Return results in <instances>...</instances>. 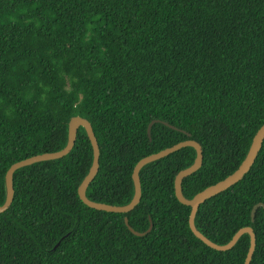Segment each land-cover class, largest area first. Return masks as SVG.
I'll return each instance as SVG.
<instances>
[{
    "label": "trees",
    "instance_id": "obj_1",
    "mask_svg": "<svg viewBox=\"0 0 264 264\" xmlns=\"http://www.w3.org/2000/svg\"><path fill=\"white\" fill-rule=\"evenodd\" d=\"M75 117L90 123L99 148L90 201L127 205L138 161L185 140L203 155L182 180L185 198L225 179L264 124V0H0V206L7 170L62 150ZM194 160L185 147L144 166L130 212L95 210L77 193L92 162L79 128L66 156L13 174L0 264H244L247 234L221 252L190 230L174 180ZM257 203L264 140L243 178L199 206L195 227L219 246L250 227V264H264ZM125 217L137 232L152 228L135 236Z\"/></svg>",
    "mask_w": 264,
    "mask_h": 264
},
{
    "label": "water",
    "instance_id": "obj_2",
    "mask_svg": "<svg viewBox=\"0 0 264 264\" xmlns=\"http://www.w3.org/2000/svg\"><path fill=\"white\" fill-rule=\"evenodd\" d=\"M158 122L160 121L154 120L149 123L148 128H147L148 135L150 134L151 126L154 123H158ZM164 124L168 125L166 123ZM79 128L84 129L86 136L92 147L91 166L88 170V173L86 174V176L80 183L78 190H77L78 197L82 201L83 204H85L89 208L99 210V211H104V212L122 213V214L130 212L139 203L140 197H141V186H140V180H139L140 170L144 166L152 162H155L157 160H160L162 158H165L166 156L182 148L190 147L194 149L195 151V160L191 166L178 172L174 180V190H175L176 199L181 204L190 207V214H189L188 222H189V227H190L191 232L195 235V237L201 240L205 245H207L208 247L216 251H221V252H225V251L232 249L237 243V241L239 240V238L242 235L247 234L250 238V243H249V249H248L244 264H250L252 255L255 250V245H256L255 234L250 227H246V228L239 230L236 234H234L232 239L227 244L223 246H219V245L212 243L210 240H208L205 236H203L200 232L197 231L195 224H194V219L198 211V208L202 203H204L207 199L213 196H216L217 194L235 185L250 170L251 166L253 165L256 159L258 152L261 149L262 142L264 140V124L260 127L258 132L253 137L250 147L248 149V152L245 158L243 159V161L241 162V164L239 165V167L231 175L217 182L216 184L205 188L203 191L196 194L192 199H187L184 197L182 193L181 184L184 178L190 176L191 174L196 172L201 167L203 155H202L201 147L197 142L192 141V140H185L167 149L161 150L158 153L144 157L140 161H138V163L135 165L133 172H132V181H133V186H134V195H133L132 200L127 205H124V206H111V205H106V204L90 201L86 197V189L88 188L89 184L92 182V180L94 179L98 171L99 148H98L97 140L95 138V135H94V132L92 130L90 123L83 118L75 117L68 124L67 143L62 150L58 152H53V153H45L41 155H36L30 158L21 160L19 162L14 163L7 170L6 175H5L6 197H5V202L3 203V205L0 206V213L5 212L13 201V195H14L13 174L20 168L27 167V166H30V165H33L39 162L57 160V159H60L66 156L72 150L75 144L76 133ZM171 128H174V127H171ZM258 208H262L264 210V204L257 203L253 206L251 210V221L252 222H254L255 213ZM124 223L127 229L133 235L138 236V237L144 236L152 228V224L150 222V225L147 231L137 232L129 226L127 217L124 218ZM58 245H59V242L56 244L55 247H57Z\"/></svg>",
    "mask_w": 264,
    "mask_h": 264
}]
</instances>
